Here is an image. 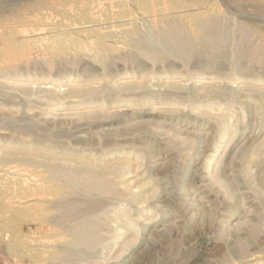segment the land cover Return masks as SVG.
I'll return each instance as SVG.
<instances>
[{"label": "rangeland", "instance_id": "rangeland-1", "mask_svg": "<svg viewBox=\"0 0 264 264\" xmlns=\"http://www.w3.org/2000/svg\"><path fill=\"white\" fill-rule=\"evenodd\" d=\"M0 264H264V0H0Z\"/></svg>", "mask_w": 264, "mask_h": 264}, {"label": "bare ground", "instance_id": "bare-ground-1", "mask_svg": "<svg viewBox=\"0 0 264 264\" xmlns=\"http://www.w3.org/2000/svg\"><path fill=\"white\" fill-rule=\"evenodd\" d=\"M10 1V0H9ZM19 1V0H18ZM17 2V1H16ZM123 10V9H122ZM121 11V10H120ZM122 13H124V10L122 11ZM115 16V15H114ZM94 39H92V38H89L88 40H86L85 41V43H84V45L85 46H91L93 43H94ZM76 50V49H75ZM78 50H79V48H78ZM74 53V52H73ZM36 186H37V184H36ZM27 188H28V186H27ZM27 188H25V189H27ZM34 195V193H33V191H32V189L31 190H26V191H23V192H21L20 193V195H19V198H17L16 197V199H19L20 201L19 202H23L24 200H29V199H31L32 197H34L33 196ZM18 202V201H17Z\"/></svg>", "mask_w": 264, "mask_h": 264}]
</instances>
